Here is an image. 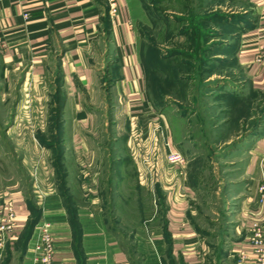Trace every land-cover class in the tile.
<instances>
[{
    "label": "crops",
    "instance_id": "0c3cea01",
    "mask_svg": "<svg viewBox=\"0 0 264 264\" xmlns=\"http://www.w3.org/2000/svg\"><path fill=\"white\" fill-rule=\"evenodd\" d=\"M247 1L254 18L239 30L234 54L252 88L264 93V66L255 60L264 54V0ZM10 108L11 122L0 128V209L13 201L21 234L2 251L0 264H34L42 222L52 224L55 262L136 263L108 224L101 166L107 156H115L110 200L115 208L131 204L140 264H169L167 255L181 264H237L241 254L246 264H258L251 239L254 222L264 223V120L235 153L241 157L232 182L236 203L217 254L209 255L191 219V160L175 166L161 153L166 137L185 154L191 148L189 119L149 97L131 0H119L114 16L106 0H0V118ZM144 141L142 164L135 149ZM35 209L40 221L28 234Z\"/></svg>",
    "mask_w": 264,
    "mask_h": 264
},
{
    "label": "rangeland",
    "instance_id": "374dc122",
    "mask_svg": "<svg viewBox=\"0 0 264 264\" xmlns=\"http://www.w3.org/2000/svg\"><path fill=\"white\" fill-rule=\"evenodd\" d=\"M252 7L247 0H131L149 97L161 110L189 119L191 148L186 154L182 147L176 148L184 154L185 163L191 160L187 172L196 194L191 219L205 239L209 255L217 254L218 249H213L220 247L236 203L237 187L232 182L238 176L241 157L235 153L246 135L264 120V93L252 88L234 54L239 28L246 19L254 18ZM19 94L14 91L11 97L18 99ZM7 110L0 118L1 131L11 122L13 110ZM109 127L115 129V125ZM158 132L163 138L161 126ZM163 141L161 153L168 154L174 146L167 137ZM141 148L135 150L139 162L145 164L139 154L147 150L146 141ZM114 157H105L101 164L106 170L103 196L107 220L127 244L135 264H140L133 250L136 226L128 209L131 204H123L122 210L110 200L114 187L109 164ZM148 197L144 190L145 207ZM148 212L145 208L143 216ZM167 261L181 264L168 255Z\"/></svg>",
    "mask_w": 264,
    "mask_h": 264
},
{
    "label": "built area",
    "instance_id": "2783aa9c",
    "mask_svg": "<svg viewBox=\"0 0 264 264\" xmlns=\"http://www.w3.org/2000/svg\"><path fill=\"white\" fill-rule=\"evenodd\" d=\"M22 2L24 0H17ZM110 7L112 16L119 11V0H106ZM257 63L264 66V54L258 53L255 57ZM167 161L171 165L180 166L185 163L184 154L177 148H170L167 154ZM259 200L264 202V183L259 187ZM38 231L34 237L33 243V261L34 264H62L53 259L55 250V241L52 230V224L42 222L38 224ZM252 242L256 246L258 264H264V223L255 221L252 227ZM21 229L16 222L15 207L12 200H9L3 209H0V255L2 251L11 242L17 241L20 237ZM248 261L246 255L241 254L237 264H246Z\"/></svg>",
    "mask_w": 264,
    "mask_h": 264
},
{
    "label": "trees",
    "instance_id": "16d2710c",
    "mask_svg": "<svg viewBox=\"0 0 264 264\" xmlns=\"http://www.w3.org/2000/svg\"><path fill=\"white\" fill-rule=\"evenodd\" d=\"M108 26V25H107ZM240 30H241V27L239 28ZM58 111V113L60 114V109L59 110H57ZM59 114H57V117L59 116ZM258 127V125L254 128V129H256ZM58 159H59V157H57V159H56V164H57V166H60L59 164V162L60 161H58ZM59 168V170H60V168L61 167H58ZM33 213H34V215H33V219L31 220V223H30V227H29V233L28 234H30L31 232H32V230L34 229V228H36L37 227V224L39 223V221H40V214H39V212L35 209L34 211H33Z\"/></svg>",
    "mask_w": 264,
    "mask_h": 264
}]
</instances>
